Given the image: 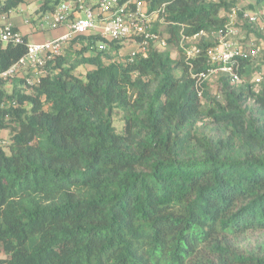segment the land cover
Segmentation results:
<instances>
[{"label": "trees", "instance_id": "trees-1", "mask_svg": "<svg viewBox=\"0 0 264 264\" xmlns=\"http://www.w3.org/2000/svg\"><path fill=\"white\" fill-rule=\"evenodd\" d=\"M25 1L0 0V15ZM145 1L166 5L165 49L128 63L122 44L80 36L76 63L58 58L32 94L0 82V130L16 125L0 142V264H264V50L241 81L199 83L236 0ZM26 43H0V72Z\"/></svg>", "mask_w": 264, "mask_h": 264}, {"label": "built area", "instance_id": "built-area-1", "mask_svg": "<svg viewBox=\"0 0 264 264\" xmlns=\"http://www.w3.org/2000/svg\"><path fill=\"white\" fill-rule=\"evenodd\" d=\"M48 10L28 16L25 25L32 33L64 29V33L43 42L26 43V53L7 70L0 72V82L12 83L21 78L27 87H39L49 75V68L64 54L65 46L80 36H97V51H105L108 43H126L131 52L126 62L133 63L145 57L151 48L163 50L168 46L166 5L151 10L145 0H69L52 4ZM262 14L245 7H232L227 14V31L209 51L210 62L216 68L208 74H201L198 82L208 80L216 74L229 75L233 82H239L238 71L242 63L254 61L262 55L256 35H247L244 24H260ZM164 27L161 30L159 27ZM201 35L204 36L202 33ZM197 35L195 37L201 36ZM193 37V38H195ZM25 36L10 22L9 14L0 15V43L3 46L19 45ZM192 39V38H191ZM189 40V39H188ZM188 58L201 54L198 46L187 49ZM262 75L255 81L260 83ZM15 104V103H14Z\"/></svg>", "mask_w": 264, "mask_h": 264}, {"label": "rangeland", "instance_id": "rangeland-1", "mask_svg": "<svg viewBox=\"0 0 264 264\" xmlns=\"http://www.w3.org/2000/svg\"><path fill=\"white\" fill-rule=\"evenodd\" d=\"M45 0H26L24 4L20 5L16 10L12 11L10 13V19L12 22L16 23L18 26H20L22 28V30L25 32L26 31V27L24 26L23 22L24 20L30 15L32 17H36L37 14L42 13L46 10H48L50 8V6H52V4H54L56 0H47L49 1V7L46 8L45 10L40 8V6L42 5V3ZM249 4H253L254 5V1L253 0H236L235 6L236 7H247ZM255 9L251 10V11H255V12H259L262 14V18H261V22L260 24H256L255 27L264 33V5H254ZM161 30H164V27H159ZM62 31H58V30H51V31H45V32H39V33H35L34 35H41L40 39H36L33 36H30L28 38V42L29 43H34V42H39L41 40H48V39H52L55 36L61 35ZM253 33H251L252 35ZM250 35V34H249ZM254 35V34H253ZM195 37L192 39H189L188 42L190 44H198L201 37ZM257 39V36H256ZM259 40V39H258ZM129 43H122V48L120 50V54L122 55V57L126 58L128 56V54L131 52L130 49V45H128ZM258 47L261 48V52L264 50V41L262 40V43L260 41H258ZM80 49L79 47V42L77 41V38L74 39L71 44L67 47V50H64V54L62 56V58L67 59L68 63L64 64L65 67H69L71 63H76L75 61L77 60L78 57V53L77 51ZM90 53H86L85 56L87 57H93L96 56V53L94 51H89ZM173 57H176V52L173 53ZM260 57H258L257 59H259ZM255 59V60H257ZM253 62H256V61ZM94 70V67L87 65V64H79V66L77 68H75L74 75L81 77V78H85L86 74L88 72H91ZM257 74L255 73L253 75V79L255 80ZM217 79V74L212 76L211 78H209V82L210 83H214L215 80ZM14 81V80H13ZM14 84V83H13ZM8 87H11L10 84H7ZM23 89L24 91L27 92L28 95L32 94L34 92V88L33 87H27L23 84ZM9 123V126L7 129H2V130H9L10 134L7 137V140L5 142H2V146L4 147L5 151H8V145L11 143V130H14L15 128V124L13 123ZM113 125L116 129L117 133H120L123 129L124 126V122L122 120V113L121 112H117L115 111L114 115H113ZM3 257V255H2Z\"/></svg>", "mask_w": 264, "mask_h": 264}, {"label": "crops", "instance_id": "crops-1", "mask_svg": "<svg viewBox=\"0 0 264 264\" xmlns=\"http://www.w3.org/2000/svg\"><path fill=\"white\" fill-rule=\"evenodd\" d=\"M9 20H10V22H12L11 21V19H10V15H9ZM24 22H25V20H24ZM23 22V24H24V26L27 28L26 29V31L24 32L23 30H22V28L20 27V26H18L16 23H14V22H12V24L27 38V40H28V38L30 37V36H33L34 38H36V39H40V38H42V37H40L41 35H34L35 33H32L30 30H29V28L25 25V23ZM58 31H62V34L64 33V29H61V30H58ZM59 36V35H58ZM55 37H57V36H55ZM54 38V37H53ZM43 41H45V40H41V41H39V42H43ZM72 42V41H71ZM71 42L70 43H68L66 46H65V48H64V50L66 49L67 50V47L71 44ZM10 131L9 130H0V142L1 141H3V142H5L6 140H7V137L9 136V133ZM2 143V142H1Z\"/></svg>", "mask_w": 264, "mask_h": 264}, {"label": "clouds", "instance_id": "clouds-1", "mask_svg": "<svg viewBox=\"0 0 264 264\" xmlns=\"http://www.w3.org/2000/svg\"><path fill=\"white\" fill-rule=\"evenodd\" d=\"M73 41V40H72Z\"/></svg>", "mask_w": 264, "mask_h": 264}]
</instances>
